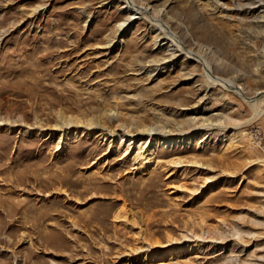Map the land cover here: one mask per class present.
Returning a JSON list of instances; mask_svg holds the SVG:
<instances>
[{"label":"rangeland","instance_id":"rangeland-1","mask_svg":"<svg viewBox=\"0 0 264 264\" xmlns=\"http://www.w3.org/2000/svg\"><path fill=\"white\" fill-rule=\"evenodd\" d=\"M135 1L214 75L264 92V25L246 0ZM121 3L0 0V118L15 124L0 127V264H264V103L253 116L182 55L150 76L169 50L143 18L103 48ZM60 113L98 132L67 134ZM131 117L178 132L120 137Z\"/></svg>","mask_w":264,"mask_h":264},{"label":"bare ground","instance_id":"bare-ground-1","mask_svg":"<svg viewBox=\"0 0 264 264\" xmlns=\"http://www.w3.org/2000/svg\"><path fill=\"white\" fill-rule=\"evenodd\" d=\"M113 1H115V0H109V2H113ZM121 1H122V3L120 6V10H123L124 12H126L127 15L123 20L119 21L115 25V32H114L113 37L107 39L103 48H106V49L111 48L113 43L116 42L115 38H118L117 36L120 37L121 35H123V33L128 29V27L131 24H133V22L136 19L143 18L150 24V26L154 30L158 31L157 33L160 35L159 40L161 42L157 43L158 44L157 46L159 47L160 44H162V45L167 44V47L169 50L168 54L166 56H162V57L158 58L156 61L150 60V64L148 65L152 69L151 70L152 74L150 73V76L151 75L153 76V74L156 76L162 75V73L169 71L170 68L172 67V62L174 61V59L176 57L182 55V56L186 57L187 59L198 63L201 66V68H202L201 73L207 79V81H208L207 86L208 87L209 86L211 87L214 85H220L227 90L233 91L234 93L239 95L242 99H244V101L246 100L250 104L253 116H255V117L257 116V114L261 110L262 104L264 103V92L257 91L253 96L247 97L244 94V90L239 85H237L234 81H230V80H227L225 78L214 75L212 70H211L212 66L206 60L205 56H203V55L199 54L198 52H195L192 49L188 48L182 42V40L173 31L170 30V26L165 21L162 20V18L159 15L160 11L155 12V13L151 12L152 8L150 5L141 4V3L136 2L135 0H121ZM106 3H108V2H103V4H106ZM215 6L217 8H219L220 4L218 1H217ZM244 7L251 14L250 16H251L252 22H254L258 26L264 25V0H246V2L244 3ZM41 9H42V7L38 6L34 10L39 11ZM87 19H88V17H87ZM10 30H12V27H11V29L10 28L2 29V31L0 33V40L2 39L3 36L8 34V32ZM110 110H112V108H110ZM116 115L120 116V113L116 112ZM58 118H60V119H59V123H57V126L61 130L66 129L65 132H67V134L70 133L71 128L73 131V135L80 133V134L84 135L85 137H91L93 134H96L98 132L95 129L99 124H97V121H95L94 118L86 119V118H82V116L78 117L76 115H62L61 113L58 116ZM14 125H15L14 123L4 121L0 118V127L7 126V130H8V129H10V127H12ZM210 125H212V123H209L206 126H210ZM129 126H131V128ZM80 127H83V130H79ZM103 127H104V125H103ZM116 127H117V129H116L117 131L120 130L122 132L120 137L128 135V136H130V139H134V138H137L139 136H140L139 137V139H140L142 135H145L147 137H151L152 133H156V132L162 133V134L178 132V130H175V129H171V128L167 129V124L163 119H161V120L155 119L152 122L147 123V121L144 118H140V117H136V118L131 117L129 119V122H124V120H122L121 122H119V124L116 125ZM114 130H115V128H114ZM114 130H112V132H111L112 135L116 131V130L115 131ZM40 133L41 132H39V134ZM26 134H27V132H26ZM63 134L64 133H62V135ZM62 135L60 134L58 143L64 142V138L60 139ZM165 142H171V140L167 139ZM110 143H111V141L109 140V142H108L109 146H110ZM148 146L144 147L143 151H140L139 153L136 154V157L138 159V162H137L138 166L137 167L139 169L146 167L150 162L151 156H153V152L151 151V148H148ZM128 149H129V147L124 148V150H123L124 156L123 157H129L130 156V151H128ZM167 243H170V240ZM196 244H197V241H196V243H194V245H196Z\"/></svg>","mask_w":264,"mask_h":264}]
</instances>
